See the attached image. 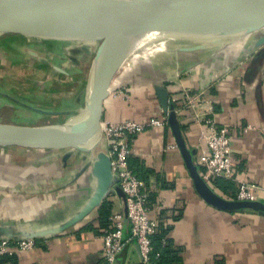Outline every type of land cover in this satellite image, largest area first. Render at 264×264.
I'll list each match as a JSON object with an SVG mask.
<instances>
[{"label":"crops","instance_id":"0c3cea01","mask_svg":"<svg viewBox=\"0 0 264 264\" xmlns=\"http://www.w3.org/2000/svg\"><path fill=\"white\" fill-rule=\"evenodd\" d=\"M263 36L264 28L232 38L183 37L153 57L145 50L143 58L125 56L104 101L102 122L168 118L160 99L166 92L188 147L197 151L196 162L206 149L204 119L213 118L229 128L238 180L264 187V43H258ZM99 42L78 35L0 33V123L55 125L81 111L90 91L86 68ZM119 91L128 98L118 97ZM246 126L252 128L245 131ZM99 149L107 151L105 141ZM131 157L145 170V190L156 196L151 216L157 227H171L168 237L184 264H264V217L206 203L169 122L139 134ZM88 161L72 149L0 147V235L10 231L13 240L30 239L21 235L38 240L32 250L2 264H109L100 208L109 201L111 216L126 215V204L112 188L78 219L98 185ZM123 237L131 238L127 217ZM114 264H143L137 243L129 240Z\"/></svg>","mask_w":264,"mask_h":264},{"label":"water","instance_id":"95a60500","mask_svg":"<svg viewBox=\"0 0 264 264\" xmlns=\"http://www.w3.org/2000/svg\"><path fill=\"white\" fill-rule=\"evenodd\" d=\"M84 1V2H83ZM264 28V0H110L87 4L85 0H0V33L38 36L78 35L93 37L100 45L92 63L90 91L85 107L55 125L20 126L0 123V147L40 146L90 153L97 190L78 215L84 217L114 188L124 199L102 144V110L117 70L108 65L115 42L123 35L158 32L177 39L245 36ZM264 43V36L258 42ZM104 63L103 65H101ZM164 112L183 156L195 189L209 205L227 212L252 210L264 217V201H239L223 197L204 179L188 147L173 104L160 93ZM7 237L13 240L10 231ZM35 239V235H21ZM22 240V239H20Z\"/></svg>","mask_w":264,"mask_h":264},{"label":"built area","instance_id":"2783aa9c","mask_svg":"<svg viewBox=\"0 0 264 264\" xmlns=\"http://www.w3.org/2000/svg\"><path fill=\"white\" fill-rule=\"evenodd\" d=\"M111 93V91H110ZM118 97L128 98L119 91ZM193 99H190L192 105ZM208 131L202 137L206 149L198 155L197 163L204 169V179L210 182L218 179H231L238 185L236 200L260 201V192L264 187L248 181L238 180L235 174V162L231 149V136L227 126H218L213 118H206ZM168 123L167 118H152L147 122L125 120L121 122H102V140L106 142L107 152L111 158V168L117 178V184L125 194L126 215L118 214L110 217V225L103 235L104 257L109 264H114L118 255L123 251L126 243L133 240L137 243L143 264H156L151 253L153 250L151 236L156 231V220L151 216L148 205L146 183L134 174L130 168L131 144L136 137L148 127L163 126ZM252 127L246 126L247 131ZM127 217L131 226V238L125 240L123 230ZM36 246L34 239L8 240L0 239V260L4 256L32 250Z\"/></svg>","mask_w":264,"mask_h":264},{"label":"trees","instance_id":"16d2710c","mask_svg":"<svg viewBox=\"0 0 264 264\" xmlns=\"http://www.w3.org/2000/svg\"><path fill=\"white\" fill-rule=\"evenodd\" d=\"M176 104L174 103V106ZM130 168L133 170L134 174L137 175L140 179H142L146 183V178L143 176L144 168L143 166L133 157L130 156L129 159ZM199 171L201 174L204 173V169L198 164ZM212 188L217 191L220 195L227 199L236 200L238 185L235 181L231 179L218 178L212 182H210ZM147 192V190H146ZM148 193V192H147ZM148 205L153 207L156 203L157 199L154 193H148ZM112 205L109 201H105L100 208V225L105 229V231L110 225V217H111ZM171 230V227H165L163 224H160L154 234L151 236L152 242V253L151 256L156 264H184L180 251L174 247L171 243V240L168 237V234ZM38 242V240H35ZM7 257L13 256H4L0 260V264H2L3 260Z\"/></svg>","mask_w":264,"mask_h":264},{"label":"bare ground","instance_id":"6f19581e","mask_svg":"<svg viewBox=\"0 0 264 264\" xmlns=\"http://www.w3.org/2000/svg\"><path fill=\"white\" fill-rule=\"evenodd\" d=\"M106 1H110V0H85V3L97 4ZM167 38H175V37H171V36L167 37L163 33H158V32H138V33L123 35L120 38H118V40L115 42L114 47L112 48L108 57V65L111 70L115 71L117 70L118 66L122 63L127 53H129L128 57H130L132 55L131 53H134L138 50H145L147 57L155 56L157 54V52L155 51H159L160 53L162 52L161 50L163 51L170 50L168 48L170 40H168ZM152 51H154L153 54ZM103 64L104 63H102L101 65ZM89 77H91V80L94 78V73L92 74L91 69L89 72ZM112 84L114 85V82Z\"/></svg>","mask_w":264,"mask_h":264},{"label":"rangeland","instance_id":"374dc122","mask_svg":"<svg viewBox=\"0 0 264 264\" xmlns=\"http://www.w3.org/2000/svg\"><path fill=\"white\" fill-rule=\"evenodd\" d=\"M167 37H168V35H167ZM168 40H170V42H169V49H172L171 47H172V45H174L175 44V42L178 40L177 38H167ZM99 45H100V43L99 44H97V48H96V50H98V48H99ZM168 51H170V50H166L165 52H168ZM96 52L97 51H95V54L93 55V57L91 58L92 59V61H91V63L88 65V67L86 68V72L88 73L89 72V70L91 69V67H92V62L94 61V59H95V57H96ZM172 52H174V51H172ZM143 50H138V51H136V52H134V53H131L132 55V57L133 58H135V56H140V57H142L143 58ZM170 54H172V53H170ZM127 55H129L128 53L126 54V56ZM143 55V56H142ZM156 55H158V54H156ZM155 55V56H156ZM142 61H146V60H142ZM120 66V68H121V66H122V64H120L119 65ZM118 66V67H119ZM128 68H130V67H126V68H124V70H126V69H128ZM118 69V68H117ZM118 73V72H117ZM117 73H116V75H117ZM88 75H89V73H88ZM90 79V78H89ZM113 82H116L115 80L113 81ZM112 82V83H113ZM54 119H60V118H58V117H56V118H49L48 120H50V121H52V120H54ZM100 147V146H99ZM97 150H99V148L97 149ZM85 158H86V160H90L91 158H93L92 157V155L90 154V153H87V154H85Z\"/></svg>","mask_w":264,"mask_h":264}]
</instances>
